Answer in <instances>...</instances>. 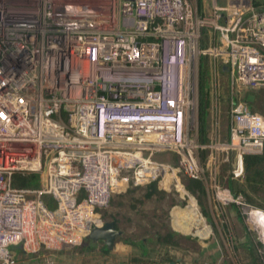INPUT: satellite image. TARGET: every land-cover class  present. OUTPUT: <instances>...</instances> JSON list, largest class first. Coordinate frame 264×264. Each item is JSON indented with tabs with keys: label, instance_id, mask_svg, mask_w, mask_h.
<instances>
[{
	"label": "built area",
	"instance_id": "built-area-1",
	"mask_svg": "<svg viewBox=\"0 0 264 264\" xmlns=\"http://www.w3.org/2000/svg\"><path fill=\"white\" fill-rule=\"evenodd\" d=\"M100 1L0 0V264H18L19 243L35 251L40 238L80 242L104 224L96 209L130 182L170 186L180 169L204 178V146L191 136L204 53L224 57L233 89L264 86V10L253 0H214L219 50L201 48L208 19L189 0ZM218 145L239 152L233 173L242 176L244 154L264 150V115L232 98L230 137ZM168 151L177 167L155 159ZM30 173L40 174L39 188L14 185ZM215 191L241 204L264 261V209Z\"/></svg>",
	"mask_w": 264,
	"mask_h": 264
},
{
	"label": "rangeland",
	"instance_id": "rangeland-1",
	"mask_svg": "<svg viewBox=\"0 0 264 264\" xmlns=\"http://www.w3.org/2000/svg\"><path fill=\"white\" fill-rule=\"evenodd\" d=\"M97 2L102 3L100 0ZM189 2L198 16L208 19V23L202 27L201 48L216 47L219 50L222 41L221 33L214 25V0ZM217 4L226 6L228 0H218ZM176 62L175 57L168 59L170 76L173 75ZM223 63L224 57L217 55V51L204 53L199 60V78H202L203 70L207 71L208 79L216 76L217 90L220 93L219 101L214 97L211 100V129L207 132L208 141H200L199 113L196 128L191 130V136L204 146V150H198V157L204 171L206 193H194L186 188L189 178L178 170L179 182L173 181L170 186L161 183L162 179L156 184L153 182L145 186L130 182L125 191L112 195L106 207L95 211L102 222L114 220L118 229L123 231L116 239L111 252L102 251L104 241L97 242L93 251H87L85 245L88 243L85 241L88 240L84 238L73 245L59 244V241L52 244L40 238L35 251H26L22 243L12 247L18 264H48V258L55 261V264H249L250 248L257 256L259 234L250 228L241 204H223L215 191V184L226 188L224 180L234 174L233 170L238 163L237 150H226L218 144L228 140L232 98L244 96L243 91L232 89L231 73L222 69ZM254 87L263 92V110H255L264 115V86ZM215 122L217 125L214 132L215 124H212ZM155 159L175 164L176 167L179 160L177 154L171 151L157 153ZM152 186L156 189L155 193L149 190ZM256 199L262 201L260 198ZM245 202L248 203L246 200ZM168 231L177 233L176 239L174 238L178 242L177 246L156 242L158 232ZM127 240L133 241L134 244L127 243ZM142 240L146 243V254L140 243ZM257 257L261 260L260 255Z\"/></svg>",
	"mask_w": 264,
	"mask_h": 264
},
{
	"label": "trees",
	"instance_id": "trees-1",
	"mask_svg": "<svg viewBox=\"0 0 264 264\" xmlns=\"http://www.w3.org/2000/svg\"><path fill=\"white\" fill-rule=\"evenodd\" d=\"M255 7L258 10H264V0H255ZM222 69L224 71H229L227 68L222 65ZM209 72V71H208ZM207 71L202 72V78L200 79V100H199V115H200V141L202 143L207 142V132L211 129V122L209 117V110L211 106V100L215 98L214 96V85H213V76L209 79L206 77ZM232 85V83H231ZM253 86H246L239 90V92H244L243 99L250 108L257 112L255 109L263 110V105L261 104L263 92L259 89H254ZM233 89V87H232ZM214 97V98H213ZM218 101L220 99V93L218 92ZM214 122V121H213ZM219 122V121H218ZM215 124V125H214ZM214 132L217 123H213ZM230 123H228V140L230 137ZM213 128V127H212ZM227 140V141H228ZM200 150H204L200 149ZM243 164H244V172L240 177H236L234 174H230L226 180H224V186L228 188L235 197L242 196L248 203L257 206L261 209H264V150L260 154H244L243 156ZM178 172L186 175L189 178V184L186 186L190 191L196 192L201 191L202 193H206L204 178H194L188 176L183 170H179ZM243 183H240V182ZM155 184L157 181L154 182ZM153 184V186L155 185ZM14 185L18 187H29V188H39L41 186V177L39 173H30V174H16L14 178ZM152 186L149 188L150 192L155 193L156 189ZM43 201L49 208L55 209L57 207V203L52 196L44 195ZM256 198H260L262 201H257ZM234 207L237 208V205L234 204ZM116 223V222H115ZM116 227L118 228L117 224ZM177 233L175 231H168L166 233H157V243L161 245H172L177 246L178 242L176 239ZM88 245H85V250L93 251L98 243H95L91 240L85 241ZM127 243L134 244L133 241H126ZM141 246L144 249V254H146V243L142 240ZM113 248L108 247L105 243L102 247V251L104 253H109ZM251 252V261L249 264H264L263 259H259L257 257L259 254L253 251L250 248ZM55 264V261H54ZM157 264V263H153Z\"/></svg>",
	"mask_w": 264,
	"mask_h": 264
},
{
	"label": "water",
	"instance_id": "water-1",
	"mask_svg": "<svg viewBox=\"0 0 264 264\" xmlns=\"http://www.w3.org/2000/svg\"><path fill=\"white\" fill-rule=\"evenodd\" d=\"M123 233L121 229L116 227L114 220L108 221L101 226H95L92 231L85 236L84 239L91 240L95 243L104 241V243L113 248L116 239Z\"/></svg>",
	"mask_w": 264,
	"mask_h": 264
},
{
	"label": "bare ground",
	"instance_id": "bare-ground-1",
	"mask_svg": "<svg viewBox=\"0 0 264 264\" xmlns=\"http://www.w3.org/2000/svg\"><path fill=\"white\" fill-rule=\"evenodd\" d=\"M264 217V216H263Z\"/></svg>",
	"mask_w": 264,
	"mask_h": 264
}]
</instances>
